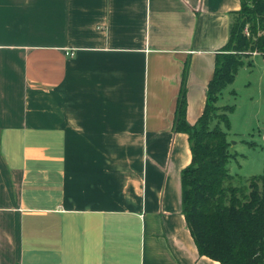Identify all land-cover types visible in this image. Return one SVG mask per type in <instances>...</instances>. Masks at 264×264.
<instances>
[{"label": "crops", "instance_id": "obj_1", "mask_svg": "<svg viewBox=\"0 0 264 264\" xmlns=\"http://www.w3.org/2000/svg\"><path fill=\"white\" fill-rule=\"evenodd\" d=\"M239 8L0 0V264H221L182 211L174 118L187 62L201 116Z\"/></svg>", "mask_w": 264, "mask_h": 264}, {"label": "trees", "instance_id": "obj_2", "mask_svg": "<svg viewBox=\"0 0 264 264\" xmlns=\"http://www.w3.org/2000/svg\"><path fill=\"white\" fill-rule=\"evenodd\" d=\"M253 52L264 56V0H240L229 39L216 53L201 116L195 123L187 118V62L174 118V129L188 135L192 151L181 173L182 211L199 252L221 264H264V175L246 185L233 183L228 164L237 155L230 151L227 129L235 105H224L222 113L217 105L240 68L252 65Z\"/></svg>", "mask_w": 264, "mask_h": 264}, {"label": "rangeland", "instance_id": "obj_3", "mask_svg": "<svg viewBox=\"0 0 264 264\" xmlns=\"http://www.w3.org/2000/svg\"><path fill=\"white\" fill-rule=\"evenodd\" d=\"M251 58L252 65L240 68L217 102L218 113L224 111V105H235L227 129L230 151L237 155L228 164L235 185H246L253 176L264 175V56L257 52Z\"/></svg>", "mask_w": 264, "mask_h": 264}, {"label": "built area", "instance_id": "obj_4", "mask_svg": "<svg viewBox=\"0 0 264 264\" xmlns=\"http://www.w3.org/2000/svg\"><path fill=\"white\" fill-rule=\"evenodd\" d=\"M244 32H245V34H246L247 36H250V30H249V27H248V26L245 27ZM70 54H73V53L70 52Z\"/></svg>", "mask_w": 264, "mask_h": 264}]
</instances>
